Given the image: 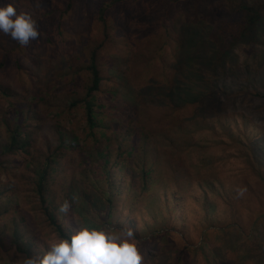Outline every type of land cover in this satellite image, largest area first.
<instances>
[{"label":"trees","instance_id":"1","mask_svg":"<svg viewBox=\"0 0 264 264\" xmlns=\"http://www.w3.org/2000/svg\"><path fill=\"white\" fill-rule=\"evenodd\" d=\"M47 11L51 13L46 6L44 15ZM96 17L102 23L100 44L82 51L89 78L81 84L73 82V90L83 91V96L68 103L70 110L81 106L85 120H64L63 108L39 99L38 90L32 86H23V93H18L4 83L8 74L17 75L15 69L22 70L23 75L24 59L32 69L41 63L45 56L42 46L30 43L14 64L0 62V71L4 69L0 76L5 74L0 78V259L16 255L25 263L30 257L42 256L52 240L45 236L47 229L56 238L84 224L108 222L136 231L142 241L144 264L163 258L169 264H264V213H253L250 225H242L233 204L225 205L224 186L219 191L217 188L221 183H197L180 165L163 164L161 155L156 157L149 151L150 134L136 130L139 125L159 132L154 114L160 108L169 111V130L175 132L195 122L204 109L222 113L231 105L240 112L237 95L229 85H219L217 78L236 74L241 67L239 53L246 47L253 58L252 66H264V0H101ZM75 40L77 48L83 46L81 38L76 36ZM109 45L117 60L124 63L117 74L119 82L130 81L139 89L123 93L128 94L127 104L114 112L117 116L122 111L118 121L128 122L123 126L128 133L125 144L130 148L119 145L116 155L112 143L119 141L108 134L110 116L103 112L107 105H100L96 97L108 84L114 85L113 79L104 76L97 57ZM179 45L185 48V56L178 55ZM29 46L32 50L28 51ZM17 47L23 48L19 43ZM30 79L32 84L33 77ZM68 94L66 91L61 97ZM25 95H29V104ZM69 95L73 98V91ZM139 97L144 101L140 103ZM212 97L211 104H203ZM120 99L118 105L123 103ZM37 109L46 115L41 116ZM55 110L61 116L50 122L52 139L41 143L40 130L34 124L47 121L45 116ZM221 117L215 121L219 126L207 132L213 139L224 133L232 145L241 146L243 141L235 140ZM241 117L250 121L254 132L259 130L249 114ZM190 148L202 150L205 144ZM247 149L245 158L254 163L257 154H264V148L253 143ZM259 160L253 171L264 192V168ZM127 167H134L138 177L129 178ZM206 187L224 200L220 205L228 207L226 213L236 225L225 226L228 220L219 222L218 204L213 205L206 193L198 195L202 199H195L196 190ZM169 200L172 205L175 202L172 212L162 209V203ZM65 201L71 203L68 213L59 210ZM208 203L215 211L212 221L205 209ZM262 204L260 200L259 207ZM28 205L32 206L30 219L26 215ZM162 226H168V232H163ZM197 232L200 242L193 237ZM170 243L177 253L164 255Z\"/></svg>","mask_w":264,"mask_h":264},{"label":"rangeland","instance_id":"2","mask_svg":"<svg viewBox=\"0 0 264 264\" xmlns=\"http://www.w3.org/2000/svg\"><path fill=\"white\" fill-rule=\"evenodd\" d=\"M10 2H13V0H0V5H6ZM15 2L18 11L31 13L38 21L40 35L37 40L31 41L30 43L42 46L45 56L43 61L33 69L25 65L24 59V64L21 67H26V70L23 69L25 70L24 73H22L23 75L21 76L22 70L15 69L13 72L17 71V75L8 74V77L3 78L5 81L4 83L17 90L18 93H23V86L29 88L32 86L38 90L39 99H46L48 103L63 108L65 111L63 114L64 120L75 118L85 120L84 110L81 106L70 110L68 103L83 96V91L73 90V82L76 81L78 84H81L89 78L88 66L86 65V60L83 57L82 51L85 49L93 50L100 44L102 23L98 21L96 16L101 0H72L71 2L70 0H55V2L53 0H45V3H41L40 0H15ZM52 3H54L53 8L51 7ZM46 6L51 13L47 11L44 15L43 12ZM79 8L82 10V14ZM77 9L78 14L73 15ZM36 12H39L41 15L38 17ZM109 23L112 24V21L109 20ZM137 23L139 24L140 21H137ZM76 36L77 38H81L84 42L83 46L79 48L74 44L76 43ZM17 44L18 42L11 39L9 35L0 32V62L8 60V66L15 63L20 57V54L25 52L24 49H27L25 48L26 46L18 48ZM183 46L185 47L184 44ZM179 47L181 50L178 55L185 56V48L181 45H179ZM29 49L32 50L31 46L28 47V51ZM248 50V47H246L240 51L239 57L241 67H239L236 74L217 78L219 85L226 87L229 85L234 91V94L237 95V103L242 107V109L239 110L240 112L235 111L234 107L231 105H229L230 108L222 112L225 114L217 113L214 108L204 109V111L201 110L195 122H191L185 129L175 132L171 131V129L169 130L171 122L168 117L169 111L159 107L162 109L163 113L160 109H152L155 110L154 123L157 125L159 132L155 130L146 131L143 128H139V125L136 126V130L141 131V133L150 134L152 139L151 143L150 141L148 142L149 151L156 157H158V154L161 155L163 164L180 165L187 172L186 176L194 179L197 183L215 180V184L221 183L217 188L219 191V188L222 185L224 186L223 193L226 201L225 205L233 204L236 209L235 212L238 215L236 219L246 227L250 225L249 217L253 213L257 211H259V213H264L263 187L261 185L258 186L259 178L254 174V169L259 165L257 162L259 159L262 169L264 168V154H257L255 163L245 158V156L249 155L247 147H250L251 143L261 146L262 149L264 148V66L253 67V58L250 56V51ZM258 52L259 50L257 54ZM97 57L102 61L104 76L114 81V85L111 86L108 84V88L105 87L106 90L102 93H98L96 97L99 99L100 105H107L103 112L106 113L107 117L110 116L107 119V123L109 124L108 134L119 141V144H117V142L112 143L114 148L113 153L116 155L119 152V145L126 146L128 150L130 148L125 144L128 133L126 132L127 127L123 126L125 122L127 124L128 122L126 119L125 122H123V120L122 122L118 121L122 115V111H119L118 115L116 114L117 116H114V112L116 109L120 110L123 104H127L128 94L124 96L122 95L123 93H126L128 89L135 91H139V89L130 81L127 83L119 82L117 74L123 62L117 60L118 55L113 50L112 46L109 45L107 48L105 47L104 51L101 50ZM248 57L250 64L246 63ZM11 67L12 66H10V68ZM3 72L4 69L0 71V75ZM6 73L11 72L7 71ZM4 75L0 76V78ZM31 76L33 77L32 84H30ZM209 76L210 78L212 77L211 74ZM66 91L69 92V94L73 91V98H71L69 94L61 97ZM29 95H25L26 98H24V101L26 104H29L28 101H30V99L27 100ZM117 98H121L120 100L123 101V103L118 105ZM213 99L215 98L205 99L203 104L209 105ZM138 101L141 103V101H144V97H139ZM112 108L115 109L113 110ZM38 111L40 112L39 109H37V113ZM245 112L250 115L251 118L249 119L254 120L253 125L259 128L258 131L254 132V128L251 129L249 127L250 121L245 122V120H243L241 116L245 114ZM42 114H44V112L41 113V116ZM147 114L151 115V112H147ZM221 115L223 116L221 118H224L225 124H229L227 127L232 129L235 140L241 139L243 141L241 146L236 144L232 145L224 133L218 134L215 136V139H213L212 134L207 132V130L212 129L214 125L219 126V123H215V121L216 118ZM60 116L58 110H55L52 111L49 116H45L47 121L45 120L42 124L31 123V126L34 124V126L38 127V130H40L39 139L41 143H48V140L52 139V135L50 134V122L55 118L59 119ZM24 119L27 118L25 117ZM27 123L28 121L26 124ZM64 124L66 123L64 122ZM82 124L85 126V123ZM160 126L162 128H159ZM1 135L6 136L3 132ZM140 135L143 136L142 134ZM141 138L144 139V136ZM200 142H204L205 144V148L202 150L190 148V145H196ZM125 170L128 171V175H130L129 178H131V175L136 177L139 175L134 167H127ZM133 171H135V173H133ZM196 192L198 194L196 193L195 199H202V197L200 198L198 195L202 196L206 193L207 196L210 197L209 199L212 201L213 205L216 203L218 204L219 211L217 212H219V222L228 220L225 226L228 224L229 226L236 225L231 223L232 218L226 213L228 207L220 205L224 200L212 193L209 187L197 189ZM21 200L22 197H20V201ZM260 200H263V207H259ZM172 207H175V202L172 205L171 200L162 203L163 210L172 212ZM205 209L208 214L207 216L212 221V216L215 215V211L210 206V203L206 205ZM31 211L32 206L28 205L26 215L29 219ZM208 211L212 213H208ZM225 214L230 219L225 217ZM210 220L208 222H211ZM260 221L261 220H258V223L262 224L263 222ZM197 223L200 224V218ZM41 227L42 226L38 229H41ZM167 227L168 226H162V231L165 233L168 232L169 229H167ZM41 232H43V230H41ZM45 233L49 241L51 238H54L53 235L50 236L51 231L49 229H47ZM193 237L196 242H198L199 233H194ZM173 245V243L169 244L164 255L177 253L173 250ZM199 245L200 244L197 246ZM39 249L43 251V247ZM164 255H162V257H164ZM0 264L25 263L21 257L15 255L8 260L0 259ZM150 264H169V260H166V258H163V261L160 262L159 260L156 262L150 260Z\"/></svg>","mask_w":264,"mask_h":264},{"label":"clouds","instance_id":"3","mask_svg":"<svg viewBox=\"0 0 264 264\" xmlns=\"http://www.w3.org/2000/svg\"><path fill=\"white\" fill-rule=\"evenodd\" d=\"M0 32L21 46L29 45L40 35L38 21L31 13L18 11L15 0L0 5ZM70 209L71 203L65 201L59 210L68 213ZM141 243L130 226L84 224L65 236L53 238L42 256L30 257L25 264H144Z\"/></svg>","mask_w":264,"mask_h":264}]
</instances>
